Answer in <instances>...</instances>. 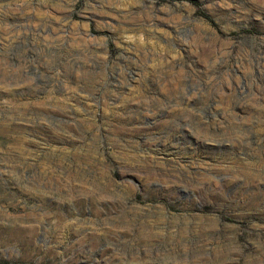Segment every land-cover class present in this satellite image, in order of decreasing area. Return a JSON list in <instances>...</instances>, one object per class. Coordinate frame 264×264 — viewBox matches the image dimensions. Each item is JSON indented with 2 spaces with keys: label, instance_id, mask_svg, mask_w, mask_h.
Segmentation results:
<instances>
[{
  "label": "rangeland",
  "instance_id": "rangeland-1",
  "mask_svg": "<svg viewBox=\"0 0 264 264\" xmlns=\"http://www.w3.org/2000/svg\"><path fill=\"white\" fill-rule=\"evenodd\" d=\"M0 264H264V0H0Z\"/></svg>",
  "mask_w": 264,
  "mask_h": 264
},
{
  "label": "trees",
  "instance_id": "trees-1",
  "mask_svg": "<svg viewBox=\"0 0 264 264\" xmlns=\"http://www.w3.org/2000/svg\"><path fill=\"white\" fill-rule=\"evenodd\" d=\"M248 31H250V30H248Z\"/></svg>",
  "mask_w": 264,
  "mask_h": 264
}]
</instances>
